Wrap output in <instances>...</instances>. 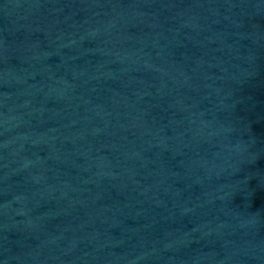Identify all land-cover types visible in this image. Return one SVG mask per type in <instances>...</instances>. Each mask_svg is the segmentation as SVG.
I'll return each instance as SVG.
<instances>
[{"label": "water", "instance_id": "1", "mask_svg": "<svg viewBox=\"0 0 264 264\" xmlns=\"http://www.w3.org/2000/svg\"><path fill=\"white\" fill-rule=\"evenodd\" d=\"M0 264H264V0H0Z\"/></svg>", "mask_w": 264, "mask_h": 264}]
</instances>
